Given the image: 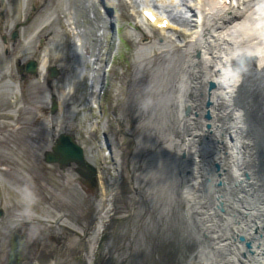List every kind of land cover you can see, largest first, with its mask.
I'll return each mask as SVG.
<instances>
[{"label": "bare ground", "instance_id": "6f19581e", "mask_svg": "<svg viewBox=\"0 0 264 264\" xmlns=\"http://www.w3.org/2000/svg\"><path fill=\"white\" fill-rule=\"evenodd\" d=\"M196 1L194 9L188 0H144L145 10L155 11V32L165 44L141 65L148 68L149 79L141 86L135 122L138 117L147 168L137 186L153 217L143 233L147 241L134 254L127 253L129 264H264V196H252L244 184L237 190L230 186L245 173L253 182L264 179V5L260 0ZM171 6L195 16L188 32L169 17L165 8ZM165 52L170 55L162 66L151 59ZM66 82L71 93L75 78L69 75ZM61 94L64 101L66 93ZM235 95L242 97L239 106ZM207 111L210 121L205 120ZM242 126L256 135L239 136L246 132ZM228 129L237 131L235 143ZM184 218L191 224L188 231ZM195 231L207 234L212 243L202 245L193 237ZM243 237L252 249L244 246ZM218 251L226 256H216Z\"/></svg>", "mask_w": 264, "mask_h": 264}, {"label": "rangeland", "instance_id": "374dc122", "mask_svg": "<svg viewBox=\"0 0 264 264\" xmlns=\"http://www.w3.org/2000/svg\"><path fill=\"white\" fill-rule=\"evenodd\" d=\"M188 1L196 6V0ZM112 2V9L110 0H7L5 4L7 21L0 18V264H8L10 237L17 229L24 238L19 264L64 260L67 253L59 250L61 243L57 240L68 237L66 233L85 240L81 245L87 244L89 254L90 248L93 255L103 252L106 242L121 237L116 231L121 218L132 210L130 199L139 198L128 180H123L118 194L111 196L109 181L117 172L109 160L103 135L119 128L117 116L124 106L128 108L123 104L125 94L131 92V98L126 99L131 104L136 92L141 91L138 85L149 79L148 68L141 65L153 50L157 51V45L163 47L165 43H160L159 34L152 27L147 29L134 15L142 5L140 0ZM165 9L175 14L182 26L189 23L179 7ZM15 31L19 37L12 41ZM44 53L51 66L59 64L61 74L73 72L81 81L55 116L47 113L51 94L62 90L58 82L51 80V85L45 87L38 78H32L24 83L16 71L18 60H40ZM169 55L151 59L162 66ZM111 60L109 93L100 100L101 110L93 111L86 104L87 93L97 105L102 74ZM87 77L93 78L92 87L82 86ZM60 133L74 135L85 148L86 160L97 167L105 195L113 198L111 203H103L101 210L95 200L90 201V195H94L97 202L100 191L82 179L77 166L71 164L63 169L45 162V153L52 151ZM116 137L118 151L128 156L133 141L126 135ZM119 168L123 169V165ZM106 208L111 215L110 225L105 218L97 234L100 214ZM81 257L85 261V255ZM93 260L96 262V256Z\"/></svg>", "mask_w": 264, "mask_h": 264}, {"label": "water", "instance_id": "95a60500", "mask_svg": "<svg viewBox=\"0 0 264 264\" xmlns=\"http://www.w3.org/2000/svg\"><path fill=\"white\" fill-rule=\"evenodd\" d=\"M27 71L29 73L35 74V65L29 64L27 66ZM213 87V84L211 85ZM209 117V115L207 116ZM55 152L60 156L59 162L62 164V162L68 161V160H74L82 167H86V163L83 160L81 149L78 147L72 145V142L68 138H61L60 143L57 145ZM55 158L49 157V162H55ZM217 171H220V167L216 165ZM243 240V239H242ZM241 240V241H242ZM247 247L250 248V244H247ZM18 249H19V242H13V251L9 258V264H17L18 262Z\"/></svg>", "mask_w": 264, "mask_h": 264}, {"label": "snow or ice", "instance_id": "6c2138e0", "mask_svg": "<svg viewBox=\"0 0 264 264\" xmlns=\"http://www.w3.org/2000/svg\"><path fill=\"white\" fill-rule=\"evenodd\" d=\"M260 3H261L262 5H264V0H260Z\"/></svg>", "mask_w": 264, "mask_h": 264}]
</instances>
